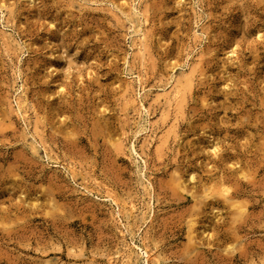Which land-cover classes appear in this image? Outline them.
Segmentation results:
<instances>
[{
  "label": "rangeland",
  "instance_id": "rangeland-1",
  "mask_svg": "<svg viewBox=\"0 0 264 264\" xmlns=\"http://www.w3.org/2000/svg\"><path fill=\"white\" fill-rule=\"evenodd\" d=\"M148 263L264 264V0H0V264Z\"/></svg>",
  "mask_w": 264,
  "mask_h": 264
},
{
  "label": "bare ground",
  "instance_id": "bare-ground-1",
  "mask_svg": "<svg viewBox=\"0 0 264 264\" xmlns=\"http://www.w3.org/2000/svg\"><path fill=\"white\" fill-rule=\"evenodd\" d=\"M136 34L138 35L139 39L141 40L140 43L138 44L139 49L142 50L143 46H144V40H145V33H143V30H140V28L138 30H136ZM194 76L193 73H188L186 75H182L178 78H176L174 80V86H173V91L171 92V94L166 95V93L164 92L163 94H160L159 96H163L166 97L169 100H174L177 102H180L181 97L183 96V92L184 90L189 87L192 82L194 81ZM166 100V99H165ZM172 103V102H171ZM242 160V159H241ZM241 167V166H240ZM242 168V167H241ZM194 175V174H193ZM239 176V175H238ZM243 176V174H242ZM225 182V181H224ZM179 183V182H178ZM225 185V184H224ZM223 185V186H224ZM227 187V185H226ZM183 188V187H182ZM181 188V189H182ZM205 196V195H204ZM228 201V200H227ZM241 210V209H240ZM147 263V262H146ZM149 264V263H148Z\"/></svg>",
  "mask_w": 264,
  "mask_h": 264
}]
</instances>
